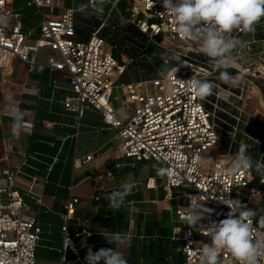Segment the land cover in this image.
Segmentation results:
<instances>
[{"label": "built area", "instance_id": "obj_1", "mask_svg": "<svg viewBox=\"0 0 264 264\" xmlns=\"http://www.w3.org/2000/svg\"><path fill=\"white\" fill-rule=\"evenodd\" d=\"M60 1H28L29 5L36 6L41 13L39 34L34 37V29L25 26L23 16L15 9V0H0V71L8 70L13 61L18 60L26 64L30 71L49 68L63 72L73 91V96L68 97L65 102L67 108L76 109L79 115L87 107L102 111L104 122L119 129L125 156L137 160H154L162 169H166L163 173V187L167 198L186 199L185 205H179L175 209L177 220L183 224L178 237L182 242L180 250L184 255L182 264H198L197 244H210L211 240L203 230L200 232L187 225L186 208L189 198H206L202 203L213 209L210 216L206 215L200 221L207 228L211 222L225 219L230 211L227 205L220 202V198L239 199L242 205L250 208L255 198L264 196V190L259 186L248 192L241 189L249 187L254 171L237 177L220 176L215 172L217 166L224 168L230 165L235 156L231 149L225 152L221 150V138L223 131H226L234 140L239 123L245 122L242 117L243 109L238 108L237 113H229L222 102L228 101L226 97L232 92L217 82V70L210 63L198 64L197 58L183 54L185 58L167 72L128 84L129 94L123 102V109H129L132 102H136L137 106L128 119L119 117L112 104V95L125 65H120L113 48L100 35L99 29L92 31L87 39L79 38L75 23L78 8L69 7L60 11ZM88 1L90 7L95 6V0ZM122 1L126 2L129 13L124 16L119 10L123 21L135 24L148 35L150 41L163 35L160 46H163V42L180 40L194 45L195 54L204 55L195 42L182 40L173 30L172 21L161 15L164 12L162 0H108L107 4L118 9ZM240 32L242 30H235L230 35L236 38ZM255 42L256 40H247L241 43L240 40L241 44L234 50L236 59L232 58L230 62L238 63V59L249 58L247 54L255 52ZM44 49L49 50L48 54L44 60H38V52ZM257 53L260 54V59L256 66L252 68L247 65L238 69L241 74L253 69V73L264 78V47ZM174 68L178 69L176 73ZM192 76L211 82L214 86L213 94L204 100L192 95L180 83V80L186 81ZM242 90L243 88L241 94L234 93L235 96L242 98ZM219 111L230 114L236 124L231 125ZM222 122L232 126V130L226 129ZM30 129L31 124L26 122L23 131L28 132ZM19 135L20 133L13 135L12 131L9 133L2 159L7 164H0V264H37L35 251L42 232L36 216L30 213V207L19 189V165L9 163L10 155L14 152L11 141ZM213 148H217V151L211 164L192 166L197 154L204 156ZM92 158L93 154L76 158L74 166L81 167ZM174 189L180 190L178 196H174ZM78 202V197H71L66 205L62 257L73 252L82 264H87L85 257L88 250L81 255L75 239L83 235L90 236L91 232L89 229H82L72 233L67 225ZM253 224L256 236L264 237V228L254 218ZM220 264H236V261L229 253L222 251ZM261 264H264V260Z\"/></svg>", "mask_w": 264, "mask_h": 264}, {"label": "crops", "instance_id": "obj_2", "mask_svg": "<svg viewBox=\"0 0 264 264\" xmlns=\"http://www.w3.org/2000/svg\"><path fill=\"white\" fill-rule=\"evenodd\" d=\"M107 7L103 17H98L102 14L94 9L77 13L82 20L75 17V23L85 24L84 18L95 17L102 22V27L113 9L109 4ZM40 19L30 20L23 16L25 26L34 29V37L39 34ZM118 21L120 25L126 23L121 15ZM237 35L241 43L256 40L254 50L256 47L260 50L264 47V18L255 25L254 31L247 34L242 31ZM48 52V49L41 50L37 59L44 60ZM14 63L15 60L8 70L0 71L9 83L3 103L0 101V164H7L2 159L12 131L11 118L4 109L7 103H15L31 129L22 130L19 137L11 141L14 152L9 163L19 165V189L42 230L35 251L37 264H82L73 252L62 257L64 215L71 197H78L79 202L67 222L69 230L75 233L89 229L91 232L90 236L75 239L81 255L89 247L93 252L115 248L104 235L125 233L129 241L118 250L127 264H161L156 261L182 264L184 255L178 237L183 224L177 220L175 209L185 205L186 199L167 198L163 173L158 172L162 166L154 160L125 156L119 129L104 122L102 111L87 107L79 115L76 109L67 108L65 102L73 96V91L63 72L49 68L30 71L26 64ZM120 76L113 88L112 104L118 116L126 120L137 106L132 102L129 109H123L129 94L127 85L137 80L130 74ZM89 154H93L89 162L78 168L74 166L76 158ZM129 177L135 182L132 193L119 208L110 207L107 196ZM173 193L178 196L180 190L174 189ZM155 242H159V249Z\"/></svg>", "mask_w": 264, "mask_h": 264}, {"label": "clouds", "instance_id": "obj_3", "mask_svg": "<svg viewBox=\"0 0 264 264\" xmlns=\"http://www.w3.org/2000/svg\"><path fill=\"white\" fill-rule=\"evenodd\" d=\"M106 3L108 0H95V12L102 14ZM162 7L164 12L161 15L172 21L173 30L178 36L182 40L195 42L202 54L209 58L208 62L220 71V78L223 81L237 83V79L232 77L227 69L232 59L231 52L240 41L230 34L235 30L254 31L255 25L264 18V0H162ZM86 8V5L79 6L81 12ZM174 71L176 73L178 69L174 68ZM180 83L201 100L213 94L214 86L207 80L192 76L186 81L180 80ZM5 99L11 100L10 97ZM4 110L11 118L13 135H18L26 126L24 113L15 103H7ZM248 148L249 145L241 142L230 165L224 168L217 166L216 174L237 177L255 171L264 184V162L254 161L248 154ZM209 159L197 154L192 166H202ZM166 171V169H158L159 173ZM134 187L135 182L131 177L124 180L119 189L107 196L109 206L119 208ZM205 199L196 200L194 196L190 197L186 208L187 225L200 232L203 230L211 240L210 244L203 242L197 244L198 264H220L222 251L229 253L236 264H261L264 260V237L256 236V228L253 224L256 212L242 205L239 199L220 198V202L227 205L230 211L225 219L219 222L213 221L205 228L200 221L213 212V209L205 207L202 203ZM260 222L264 223V217H261ZM104 237L109 244H115L116 247L101 248L95 252L89 247L85 257L87 264H127L123 253L118 249L128 243V235L109 233Z\"/></svg>", "mask_w": 264, "mask_h": 264}, {"label": "rangeland", "instance_id": "obj_4", "mask_svg": "<svg viewBox=\"0 0 264 264\" xmlns=\"http://www.w3.org/2000/svg\"><path fill=\"white\" fill-rule=\"evenodd\" d=\"M28 1L29 0H16L15 9L17 11H19L21 13V15H23L25 17V19L35 20V19H38L39 17H41V13H39L37 11L36 6L29 5ZM80 5H86L87 6L86 9H88V10L95 8V6L94 7L89 6L88 0H61L60 4L58 6V9L60 11H64L68 7H77L78 8ZM118 9L121 10L125 16L129 15V13L126 10V2L125 1H122V3H120L118 5ZM118 9L113 8L111 10V16L108 19L109 28H111L113 25L116 26L119 24L118 18L120 17V13H119ZM80 12L81 11L79 10L77 13H80ZM89 15H91V14H89ZM103 15L104 14L102 13V15H100L98 17H103ZM76 20H82L81 16H76ZM76 27L78 29V31H77L78 37H80L81 39H86V38H84L86 35L88 37L90 36V34H89L90 28L88 27V25L76 23ZM246 34H247V32H246ZM257 34H258V31L256 32V37H257ZM160 37H162V39H163V35H160ZM235 39H241L240 35H237V37ZM109 45L111 46V48L114 49L115 45L113 44L112 41L109 42ZM160 47L164 48L165 50L172 51V52H174V50L176 49V52H174V53L178 52V53H180V55L184 54V55L191 56L193 53L194 54L196 53L194 50V45H192L191 43H188V42L180 41V40L172 41V42H163V46H160ZM237 48H238V46L234 50H236ZM234 50L231 52V56H232L233 60L236 59L235 56L237 55L236 51L234 52ZM258 50H259V48L256 47V49L254 50L255 52H252V53L249 52L247 54V57H249V58L238 59V63H236L237 61L233 62V63L230 62V65H233V67L230 66L229 68L234 69V72H231L229 74L232 77L237 79V83H235V84L226 83L225 81H223L220 78V75L216 73L218 75L217 82L219 84H221L224 88L228 89L229 92H232L230 94V96L226 97V98H228V101L224 100L222 102V105L224 106V108L229 113L232 111L233 108L236 109V111L239 110L238 108L243 109L242 110V117L245 119L243 126H241V129L243 132H245V127L248 125L249 117L257 119L258 121H260L261 123L264 124V78L258 77L257 73H253V71H252L253 69L248 73L245 72V74H241L240 71L238 70V69H243L247 65H250L252 68L254 66H256L257 61H259V59H260V56H259L260 54L257 53ZM198 55H201V54H198ZM122 59H123L125 65L127 66L128 73L130 74V76L132 78H149V77H153L156 75L158 76V74L160 73L156 69L157 67H154L151 62L146 61L145 66H144L146 68H144L143 66H139L141 68V69H139L140 74L138 75V77H136V75H134L135 63L133 62L132 58L126 56V54H122ZM17 63H18V60H15L14 65H16ZM6 78H7V76L4 77L3 74L0 73V101H2L1 103H3L2 98L5 95L4 91L7 90L8 86H9V83H8ZM241 88H243L242 98H238L237 96H235L234 93L241 94ZM214 89H216V88H214ZM223 103H225L226 105H224ZM0 107H1V105H0ZM259 133H261V130L259 131ZM221 144H222V141H221ZM221 144H220V148H221ZM221 150L223 151V148ZM216 151H217V148H213L212 151L205 153L204 156L206 158H210L206 164H208V163L211 164V162L215 158ZM223 152H225V151H223ZM248 154L252 157L250 152H248ZM241 189L244 192L249 191L248 188H241ZM262 198L263 197H260V196L255 198L251 202V209L255 210L256 207L258 206V204L262 201Z\"/></svg>", "mask_w": 264, "mask_h": 264}, {"label": "trees", "instance_id": "obj_5", "mask_svg": "<svg viewBox=\"0 0 264 264\" xmlns=\"http://www.w3.org/2000/svg\"><path fill=\"white\" fill-rule=\"evenodd\" d=\"M106 7L107 5L105 4L104 9H106ZM83 21L90 28L89 34H91V32L95 29H99V33L102 37H104L108 42H113V44L115 45L113 49L114 56L121 65L125 64L122 59V54H126V56L132 58L133 62L135 63L134 75H136V77H138V75L140 74L139 69L141 68L139 66L144 67L146 61L151 62L154 67H157L156 69L158 70V72H160L159 74H161L167 72L174 64L185 58L184 55H180L160 47L159 42L162 39L160 35L155 38V41H150L148 35L141 31L133 23L126 22L121 25H113L111 28H109L108 22H106V24L101 27L102 22L95 17L89 19L84 18ZM87 37L88 36L86 35L84 38ZM191 56L197 58L196 62L198 64L209 63V58L205 55H196L193 53ZM227 71L231 73L234 72V69L229 68L227 69ZM128 74L129 73L126 66L120 77L123 78L125 76H128ZM217 74L220 75V71L217 70ZM135 79L137 81L140 80V78ZM223 104L226 105L225 103ZM231 112L237 113L236 109L234 108ZM219 114L228 122H230L231 125L236 124V120L228 113L219 111ZM243 123L244 122L239 123L234 140H232V136L228 132L223 131L221 139V149L223 148V151L231 149V152L235 155L239 145L241 144V142H243L249 145L248 152H250L254 161L264 162V124L257 119L249 117L248 125L245 127V132H243L241 129ZM222 125H224L226 129L230 131L232 130V126H228L224 122H222ZM259 129L261 130V133H259ZM256 186H259L264 190V184L260 183V177L255 173L249 187L247 188L250 190ZM262 197V201L254 210L256 212V216L254 217V219L258 225L264 228V223L260 222L261 217H264V196ZM154 244L158 249L161 247L159 245V242H155ZM156 262H161V264L166 263V261Z\"/></svg>", "mask_w": 264, "mask_h": 264}]
</instances>
